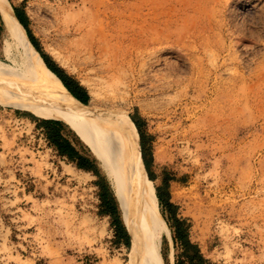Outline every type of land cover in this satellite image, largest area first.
I'll return each instance as SVG.
<instances>
[{
	"label": "rangeland",
	"instance_id": "obj_1",
	"mask_svg": "<svg viewBox=\"0 0 264 264\" xmlns=\"http://www.w3.org/2000/svg\"><path fill=\"white\" fill-rule=\"evenodd\" d=\"M10 4L25 9L42 52L89 92L80 111L115 127L134 124L171 234L160 242L162 263L175 264L178 252L159 188L211 264H264V0ZM0 63L30 76L25 52L5 30L1 1ZM0 106V264H129L131 228L112 161L97 156L80 119ZM29 114L65 123L99 173L57 157ZM102 185L128 243L103 213ZM133 201L140 210L144 199Z\"/></svg>",
	"mask_w": 264,
	"mask_h": 264
},
{
	"label": "bare ground",
	"instance_id": "obj_2",
	"mask_svg": "<svg viewBox=\"0 0 264 264\" xmlns=\"http://www.w3.org/2000/svg\"><path fill=\"white\" fill-rule=\"evenodd\" d=\"M0 1L4 12L5 30L25 52L30 74L26 77L18 70L0 63V104L27 109L38 117L57 120H69L71 117L80 119L78 125L93 145L97 156L103 159L106 165L109 164L107 159L112 161V170L114 169L113 173L120 189L119 204L131 228L133 246L129 264H163L160 242L164 235L172 240L171 234L158 216L157 197L153 183L146 176L138 132L134 124L129 120L125 125L115 127L113 125L116 124L103 122L100 117L92 116L89 111H80L79 105H83L47 67L18 21L10 0ZM137 194L144 199L142 206H137L142 207L140 210L134 209L136 206L133 199Z\"/></svg>",
	"mask_w": 264,
	"mask_h": 264
},
{
	"label": "trees",
	"instance_id": "obj_3",
	"mask_svg": "<svg viewBox=\"0 0 264 264\" xmlns=\"http://www.w3.org/2000/svg\"><path fill=\"white\" fill-rule=\"evenodd\" d=\"M13 9L18 21L26 30L30 42L39 52L47 67L60 79L74 98L82 104L88 105L90 97L86 88L83 87L75 78L64 72V70L61 69L51 58H49V56L42 52L37 40L31 33L29 27L30 20L25 9L23 7H14ZM28 117L38 122V128L43 131L48 145L58 153L59 157L66 159L71 164H74L79 170L96 174L99 173V167L96 159L91 156L90 151L81 144L78 137L65 123L56 120L37 119L30 114ZM131 119L140 133V123L134 117H131ZM143 160L147 167L148 161L146 160L145 149L143 150ZM157 196L161 207L170 213L173 221L171 228L174 232L173 239L175 249L178 252L176 264H211V261L206 259L202 254L200 246L191 240L186 221L179 219L176 215V206L171 202L170 194L165 189L159 188L157 190ZM100 200L101 208L103 207L104 209L103 213L112 217L113 226L116 229V236L119 240H124L128 243V232L122 223L116 200L108 185H102Z\"/></svg>",
	"mask_w": 264,
	"mask_h": 264
},
{
	"label": "crops",
	"instance_id": "obj_4",
	"mask_svg": "<svg viewBox=\"0 0 264 264\" xmlns=\"http://www.w3.org/2000/svg\"><path fill=\"white\" fill-rule=\"evenodd\" d=\"M87 90V89H86ZM88 92V91H87ZM88 95H89V97H90V94H89V92H88ZM90 101V100H89ZM80 102V101H79ZM1 105V104H0ZM1 107V106H0ZM1 111V110H0ZM53 149V148H52ZM54 150V149H53ZM54 152L56 153V155H57V157H59L58 156V153L54 150ZM61 160H64V161H66V162H68L66 159H64V158H61V157H59ZM69 163V162H68ZM74 165V164H73ZM75 166V165H74ZM76 167V166H75ZM77 168V167H76ZM79 170V169H78ZM174 242V241H173ZM201 252H202V250H201ZM202 254H203V252H202ZM204 255V254H203ZM204 257H205V255H204ZM206 258V257H205ZM207 259V258H206ZM175 264H176V262H175Z\"/></svg>",
	"mask_w": 264,
	"mask_h": 264
}]
</instances>
